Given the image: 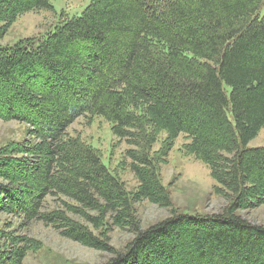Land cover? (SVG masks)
Masks as SVG:
<instances>
[{"label":"trees","instance_id":"16d2710c","mask_svg":"<svg viewBox=\"0 0 264 264\" xmlns=\"http://www.w3.org/2000/svg\"><path fill=\"white\" fill-rule=\"evenodd\" d=\"M50 2L0 0V41ZM263 4L92 0L40 40L0 46V120L27 124L31 137L0 149V210L112 254L105 264H264V226L239 214L264 204V148H249L264 128ZM95 117L130 146L122 165L135 190L99 149L69 135ZM180 136L227 202L221 212L174 210L160 167ZM48 198L59 209H45ZM144 202L171 216L143 229ZM116 229L135 237L123 251L111 246ZM23 258L13 248L0 264Z\"/></svg>","mask_w":264,"mask_h":264},{"label":"rangeland","instance_id":"374dc122","mask_svg":"<svg viewBox=\"0 0 264 264\" xmlns=\"http://www.w3.org/2000/svg\"><path fill=\"white\" fill-rule=\"evenodd\" d=\"M92 0H51L48 9L26 13L20 16L0 41V46H14L21 40H40L57 23L80 17ZM264 17V4L259 10ZM30 127L16 121L0 120V149L9 144L23 143L30 140ZM69 135L81 137L102 153L104 164L120 176L128 190H135L138 183L122 162L130 146L113 135L111 125L102 117L93 120L81 118L69 129ZM164 137H161V139ZM160 142L155 146L158 151ZM184 136H180L170 153L166 164L160 167L162 184L170 191L173 208L176 213L186 216H206L221 212L227 202L217 196L216 182L209 169L193 156L183 145ZM249 148H264V128L257 138L249 143ZM49 212L59 209L54 200L45 201ZM137 214L143 229H147L171 216L168 209H161L154 204L144 202L137 206ZM251 224L264 226V204L249 212L239 213ZM129 232L119 229L111 234V246L115 251H123L134 239ZM26 242L33 244L29 249ZM15 250H22L24 258L20 264H105L112 254L99 252L68 240L60 231L45 226L38 221L27 222L21 211L13 214L0 210V255Z\"/></svg>","mask_w":264,"mask_h":264}]
</instances>
